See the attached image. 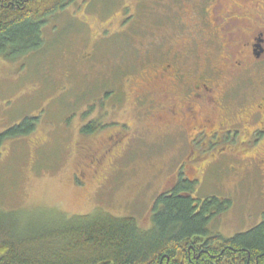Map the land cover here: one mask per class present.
Listing matches in <instances>:
<instances>
[{"label": "rangeland", "instance_id": "1", "mask_svg": "<svg viewBox=\"0 0 264 264\" xmlns=\"http://www.w3.org/2000/svg\"><path fill=\"white\" fill-rule=\"evenodd\" d=\"M179 1L77 0L48 20L40 49L12 61L0 58V133L25 118L37 119L33 133L7 140L0 155V210L13 213L23 228H52L104 212L132 217L149 230L157 196L189 176L195 177V200L218 199L217 208L230 202L215 213L211 232L229 239L262 222L264 125L253 112L264 98V71L249 60L247 73L237 75L227 60L224 51L237 35L227 36L229 26L217 15L231 11V2L210 13L217 20L211 17L215 35L199 36L194 32L202 20L195 6L205 0H186L185 12L170 20ZM242 11L240 19L253 16ZM193 37L198 44L191 54L185 48L195 46ZM207 64L223 70L212 85L232 84L229 96L246 91L247 99L232 102L246 104L248 111L236 120L219 107L203 108V118L211 121L206 134L231 121L241 124L213 137L179 135L159 105L175 86L155 76L172 65V75L188 80L187 73L206 70ZM144 92L159 105L147 117L145 104L136 105ZM217 92L209 96L219 97ZM90 123L95 130L84 134ZM113 135L118 144L108 140ZM91 155L100 163L89 167Z\"/></svg>", "mask_w": 264, "mask_h": 264}, {"label": "trees", "instance_id": "2", "mask_svg": "<svg viewBox=\"0 0 264 264\" xmlns=\"http://www.w3.org/2000/svg\"><path fill=\"white\" fill-rule=\"evenodd\" d=\"M76 1L0 0V58L12 61L40 49L48 20ZM36 121L25 118L0 133V155L7 140L33 133ZM94 130L90 123L82 132ZM194 191V183L181 179L173 191L158 195L149 230L132 217L104 212L52 228H23L13 213L0 210V264H264V218L226 239L209 224L230 202L217 208L218 199L201 203Z\"/></svg>", "mask_w": 264, "mask_h": 264}, {"label": "flooded vegetation", "instance_id": "3", "mask_svg": "<svg viewBox=\"0 0 264 264\" xmlns=\"http://www.w3.org/2000/svg\"><path fill=\"white\" fill-rule=\"evenodd\" d=\"M226 1L232 3V6L230 8L231 11L225 13L223 12V15L220 14V12H218L219 14L217 15V17L220 20L224 19L226 21L224 24L229 26L227 28V36L231 34L237 35L236 38H231L230 40L231 44L230 45L227 44L226 50L224 51L225 55L230 56L231 58V59L227 58V60L233 62L231 68L236 69L235 72L237 73V75L242 73H247L246 66L248 65L249 60H251L253 61L254 68L262 67L264 71V0H205V2L200 1L195 6V9L199 13V16L202 20V24H200L201 27L196 29L194 33L198 34L199 32L198 34L199 36L203 33H205L206 35L212 34V36H214L215 35V32H213L214 24L211 23L212 21H215L216 23L217 20L216 17L214 19V17L210 13L212 14L215 13L216 6L218 7L220 4L223 5V3ZM179 2H180L179 8L177 10H174L173 15L168 17L170 20L171 19L176 20L177 18H180L182 12L183 13L185 12L184 9L186 5L185 4L186 0H180ZM212 2L215 3V6L213 8H209ZM246 9H249V11ZM242 10L245 11L243 12ZM240 11H242L244 14H252L253 16H248L247 17L248 19L245 18L240 19L237 16V12ZM211 17L213 18L212 21H211ZM252 18L253 20H251ZM237 22L238 25H235L234 23ZM209 26L211 27L212 30L209 29ZM238 36H240V39L238 38ZM204 38L207 39L206 36ZM192 40L195 46H192L191 48H185V50L187 52H190L191 54L195 52L198 44L197 37H193ZM209 41H211V38H209ZM217 45L219 44L217 43ZM171 67L172 65H166L165 68H162L159 72L157 71V75L155 77L157 79L159 78L163 79L168 77L169 78L168 81L172 82L173 86H175L169 88V90L166 92V95L163 96V99L159 101V105L160 103L164 105L165 113L172 120V123L174 124V128L176 132L177 131L179 132L178 133L179 135L186 136L187 133L189 134L192 133L195 134V137L202 135L203 136L209 135L210 137H213L219 134L220 132L224 131V128L226 127L236 126L241 124L240 123L241 121L240 122L231 121L230 123L224 125L223 127L219 126L218 129L216 130L215 127H213L212 134H206V131H208L207 127L211 125V121L210 119L203 118L204 115L201 114L203 108H207L210 111H214L217 107H219L221 109L219 111L222 114L223 112H225V114L233 116V118L236 120L238 119L239 114H243L246 111H248L246 104L236 106L232 102V100L237 96H241V99H247L246 91L234 90L235 93L233 92V94L229 96V94L232 93V90L234 88L232 84L225 85L223 89H218L219 88L218 85L215 86L211 84L212 78L213 79L219 78V76L223 74V70L207 64L206 70L198 69L196 70V72L193 71L191 73H187L188 80H186L184 79V76L182 74H178L177 72H175L172 75V73H170ZM192 79H194V82L192 81ZM189 80L191 83H189ZM174 89L176 90L174 91ZM176 91L177 93H181L184 95L183 100L177 98V96L176 97L174 96L175 94H177ZM215 91H218L217 95L219 97L211 98L209 96L210 93L213 94ZM149 94L144 92L140 96L136 97V105L139 103L145 104L143 111L144 117L150 115L153 107L154 108L157 107V109L159 108V105L153 99L149 98L150 96ZM228 99L231 100L229 101ZM241 99H238L235 103L238 102L242 103ZM211 100H215V101H211ZM253 113L255 115V118L258 119V122L261 125H264V116H263L264 98L262 104L260 106H256L255 112ZM120 135L121 138H125L122 133ZM108 140H111L113 145L119 143V140H116V135L109 137ZM191 142L192 141H189V143ZM82 149L86 150V148L84 147ZM97 163H100L99 157L91 155L89 167ZM189 177L195 178L191 176ZM190 178L183 177L180 178L179 181L183 179L184 181H188L192 184L193 183L195 184L196 181H193ZM78 179H79V183H81L80 185H82L84 181L81 180L80 178ZM179 181L177 182L174 181L170 189L165 192H161V194L173 191L178 185ZM151 227H152V222H151Z\"/></svg>", "mask_w": 264, "mask_h": 264}]
</instances>
